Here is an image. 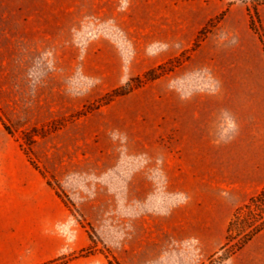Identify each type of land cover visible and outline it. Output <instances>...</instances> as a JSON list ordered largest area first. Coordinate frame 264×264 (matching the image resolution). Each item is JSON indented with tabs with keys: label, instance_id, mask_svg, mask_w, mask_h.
Here are the masks:
<instances>
[{
	"label": "rangeland",
	"instance_id": "374dc122",
	"mask_svg": "<svg viewBox=\"0 0 264 264\" xmlns=\"http://www.w3.org/2000/svg\"><path fill=\"white\" fill-rule=\"evenodd\" d=\"M0 130L64 264H264V230L223 249L264 186V0H0Z\"/></svg>",
	"mask_w": 264,
	"mask_h": 264
},
{
	"label": "crops",
	"instance_id": "0c3cea01",
	"mask_svg": "<svg viewBox=\"0 0 264 264\" xmlns=\"http://www.w3.org/2000/svg\"><path fill=\"white\" fill-rule=\"evenodd\" d=\"M187 120L183 139L199 149L214 126L202 125L201 116ZM66 217L62 201L0 130V264H43L63 254L69 245L56 229Z\"/></svg>",
	"mask_w": 264,
	"mask_h": 264
},
{
	"label": "trees",
	"instance_id": "16d2710c",
	"mask_svg": "<svg viewBox=\"0 0 264 264\" xmlns=\"http://www.w3.org/2000/svg\"><path fill=\"white\" fill-rule=\"evenodd\" d=\"M5 131L9 134L8 130ZM262 230H264V186L246 204L238 208L229 220L223 249L232 255L242 249ZM64 263V259L57 257L43 264Z\"/></svg>",
	"mask_w": 264,
	"mask_h": 264
}]
</instances>
